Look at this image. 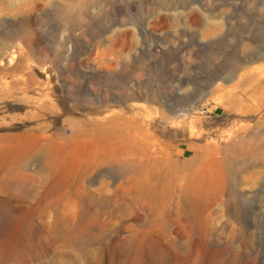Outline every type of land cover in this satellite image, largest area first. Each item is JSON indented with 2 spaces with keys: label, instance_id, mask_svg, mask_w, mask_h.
<instances>
[{
  "label": "rangeland",
  "instance_id": "obj_1",
  "mask_svg": "<svg viewBox=\"0 0 264 264\" xmlns=\"http://www.w3.org/2000/svg\"><path fill=\"white\" fill-rule=\"evenodd\" d=\"M252 138L264 0H0V264H264Z\"/></svg>",
  "mask_w": 264,
  "mask_h": 264
},
{
  "label": "bare ground",
  "instance_id": "obj_2",
  "mask_svg": "<svg viewBox=\"0 0 264 264\" xmlns=\"http://www.w3.org/2000/svg\"><path fill=\"white\" fill-rule=\"evenodd\" d=\"M226 150L229 151V154H231L229 157L226 156L227 158L225 159L229 168L232 169V168H234V166L236 167V165H239L240 161L242 162L243 166H245V165H248L249 163H251L254 159H256V158L259 159L261 157L260 154L262 152L264 154V140L258 141L257 139H254V138H252L251 140L240 139L238 142L231 143L226 148ZM130 169H132V166L127 165V164H124L120 167V171H122V172L130 170ZM174 187L176 188L177 186L175 185ZM180 190H181L180 191L181 202L174 201V199H175L174 196L178 190L173 189L171 191L172 197L170 199V203L172 205L175 202V204L179 208L180 212H184V213H187L188 215H190L191 212L194 210V208L199 207L200 204L198 202L196 203V201L192 198V196L187 192L186 188L181 187ZM106 203H107L106 198L103 199L102 201H100L101 205H106Z\"/></svg>",
  "mask_w": 264,
  "mask_h": 264
}]
</instances>
